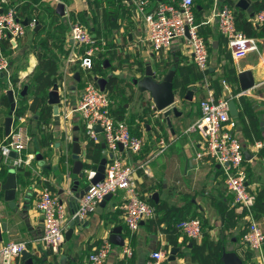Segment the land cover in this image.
I'll return each instance as SVG.
<instances>
[{
  "label": "crops",
  "instance_id": "0c3cea01",
  "mask_svg": "<svg viewBox=\"0 0 264 264\" xmlns=\"http://www.w3.org/2000/svg\"><path fill=\"white\" fill-rule=\"evenodd\" d=\"M16 1L18 2L15 4L10 0H2L0 8L6 10L16 7L19 18L28 22L35 19L33 14L20 16L21 8L27 3L42 11L49 7L56 12L59 3L65 6L64 16L56 12L61 18L60 25L62 23L64 27L62 31L58 29L60 26L56 28L57 34L64 39L63 51L53 48L59 61L60 81L56 84L61 97L59 114L63 110L71 111L79 106L84 93V89L79 86L84 84L85 88L87 77L78 62L84 49L74 45L70 37L71 25L76 21L82 23L93 36L90 35L97 39L100 51L95 62L101 71H93L94 76L107 81L105 93L110 103L112 99L113 117L117 121H126L131 132L144 141L139 155H131L120 149L125 162L135 169V180L141 197L150 205L153 201L155 204H167L169 207L181 209L180 213H173L171 224L184 218L197 217L201 220L208 238L205 240L202 237L201 240L191 243L186 242V237L178 233L179 246H172L171 241L176 239V235L167 233L169 224L162 222L163 217L158 214L155 218L142 222L139 232L130 235L123 209L124 192L121 191L110 197L104 205L99 204L93 213L82 220V224L71 227L73 203L70 200L74 197L75 183L79 184V191L89 186L88 171L97 173L100 164L89 159L88 141L102 144V159H108L109 155L104 137L99 142L87 137L81 113H74L69 120L71 134L68 132V135L72 140L66 138L62 121L59 124L55 121L53 106V119L49 125L38 123L39 114L28 112L21 116L16 115L21 94L25 88L28 91L29 79L39 64L35 51H41L38 43L46 33L45 31L37 36L42 30L41 26L37 32V27L32 29L33 35L29 38L25 34L14 43H2V51L10 62L12 80L13 77L17 79L14 85L22 89L20 96L16 98L17 102L15 101L12 127L18 124L19 118H23L30 137L29 146L22 154L27 163L20 167L30 169L32 174L30 177L19 178L17 169L20 167L13 166L11 161L6 162L0 154L1 165L8 168V174L11 171L16 174L18 183L14 208L9 207L4 202V194H0V225L3 224L2 220L7 225L0 249L11 241L21 242L26 244V252L31 255L33 264H89V256L104 239H110L114 229L119 228L124 245L130 244L133 248V257H124V246L117 247L111 243L114 250L106 264H146L155 251L165 253L168 264H224V253L236 252L242 256L244 264H257L256 256L242 242L248 226L245 212L234 206V194L227 188L220 165L209 157H198L205 151L204 139L200 133L190 132L189 129L200 118V104L210 92L216 99H226L229 103L233 101L237 117L230 113L228 130L241 142L244 156L248 153L244 161L248 188L256 195V204L259 200L264 204V37L254 38L257 40L259 53H252L240 62L233 61L227 40L219 31L217 20H211L217 10L215 0H195V17L201 23L199 34L207 41L209 50V68L202 71L194 62L186 38L174 40L169 50L159 53L153 51L148 42L149 27L144 16L137 11L134 0L133 4L125 0H104L99 4L96 0H72L68 4L63 0ZM240 1L219 0V5L229 7L235 14L238 9L254 26L256 16L262 12H255L254 7L261 0H249L254 16L237 6ZM148 2L146 11L150 13L161 0ZM44 22L49 24L48 15ZM56 29L52 31L55 33ZM51 38L52 43L55 36ZM148 67L160 77L175 71V81L184 84L185 92L176 96L175 107L179 113L171 114V126L162 113L154 111L155 104L151 94L139 91L135 84V81L146 77ZM245 72L251 73L254 81V86L246 92L241 90L239 80V75ZM2 76L6 85L3 94L7 97V76ZM111 79H117L119 86L109 91ZM96 85L98 86L97 81ZM218 88H221L220 92ZM191 89H196L192 100H185ZM9 105L11 107L10 101ZM10 107L0 101V128H3L4 138L7 137L5 121ZM161 140L166 143V147L159 154ZM33 142L38 144L41 154L30 152ZM75 142L82 149L80 160L84 163L83 178L73 173L75 161L72 150ZM17 158L19 156L13 154L10 160ZM8 174L0 175V180L4 182ZM44 189L55 194L65 207V235L70 229L73 230L71 239L66 241L65 238L60 253H54L42 241L44 219L36 205L39 193ZM155 195L157 201L154 199ZM232 210L237 217L229 214ZM254 215L256 218L255 207ZM257 221L264 230V214L260 213ZM174 248H178L179 252L176 260L170 262L169 257ZM20 261L21 264H27L28 260L22 256Z\"/></svg>",
  "mask_w": 264,
  "mask_h": 264
},
{
  "label": "built area",
  "instance_id": "2783aa9c",
  "mask_svg": "<svg viewBox=\"0 0 264 264\" xmlns=\"http://www.w3.org/2000/svg\"><path fill=\"white\" fill-rule=\"evenodd\" d=\"M134 2L137 11L144 16L149 27L148 42L155 53L169 50L176 39L186 38L197 67L202 71L209 68L208 45L199 34V25L193 10L195 0H161L150 13L146 11L148 0H134ZM214 4L217 10L211 20H217L219 31L227 40L233 61L240 62L252 53H259L257 40L237 29L234 11L227 6H220L219 0H215ZM255 25L259 27L264 25V11L256 16ZM37 26L36 19H32L25 26L18 16L16 7H9L0 14V73L7 76L8 91H13L15 101L22 89L14 85L10 62L2 51V43H14L26 34V28L35 29ZM70 37L74 45L84 49L78 62L87 77L79 106L71 111L63 110L60 114V120L67 134L66 138L72 140L68 135L71 129L69 120L74 113H81L87 137L95 142H99L100 138L104 137L106 152L112 155L111 159L108 157L105 177L101 182L93 185L91 181L95 178L96 172L88 171L90 188L80 199L73 219L78 217L85 220L107 197L121 191L124 192L125 222L130 235H135L139 232L142 222L155 218L156 211L141 197L135 180V169L125 162L120 145L129 154L139 155L144 141L131 132L126 121H117L113 117L108 95L96 85L93 69L95 58L100 51L97 39L93 38L86 26L78 21L71 25ZM223 84L226 85L225 82ZM200 110V118L189 129L190 132L200 133L204 139L205 151L198 157H209L222 168L227 188L234 194V206L245 212L248 221L242 242L256 256L257 264H264V230L254 215L256 195L248 188L241 142L228 130L231 121L230 103L226 99H216L210 92L201 102ZM24 122L23 118H19L18 124L12 127L10 135L0 139V154L6 162L11 161L15 167L27 163L22 158V154L29 146L30 137ZM97 127L101 132L96 131ZM160 146L159 154L164 152L166 143L161 140ZM13 154L19 158L10 160ZM36 207L44 219L42 235L44 245L54 253H60L65 244L63 203L50 190L44 189L39 193ZM177 229L191 241H199L203 237L202 222L198 218L181 221ZM26 250L25 243L14 241L7 243L0 249V264H21L20 259ZM113 250L111 242L104 239L98 249L89 256V264H106ZM133 254L132 246L124 245L122 255L130 259ZM166 259L165 253L155 251L146 264H168Z\"/></svg>",
  "mask_w": 264,
  "mask_h": 264
},
{
  "label": "trees",
  "instance_id": "16d2710c",
  "mask_svg": "<svg viewBox=\"0 0 264 264\" xmlns=\"http://www.w3.org/2000/svg\"><path fill=\"white\" fill-rule=\"evenodd\" d=\"M2 0H0L1 2ZM29 2L31 1H38V0H27ZM64 1V0H63ZM104 0H96V2L99 4ZM109 1V0H106ZM195 15L196 14V8H193ZM255 12H260L264 10V0H261L256 3L254 7ZM236 26L237 29L245 33L248 37L251 38H260L264 37V25L263 26H253L248 20L244 17V14L238 9H236ZM33 14L34 18L38 21V23L42 26V30L37 33V36H39L41 33H45L44 38L40 39L39 41V47L41 51L36 53V57L38 59V66L32 75V77L29 79L28 82V91L25 96H22L20 98L19 107L16 110V115L21 116L26 113H35L39 114L40 118L38 123L40 125H49L52 122L53 119V108L48 105V96L52 88L58 84L60 81V75L58 73L59 70V61L56 57V55L53 53V48L63 51V45H64V39H62L58 34V29L62 31L64 30V27L62 26V23L60 25V17L56 14L55 10L50 9L49 7L44 8V10H40L36 7H32L30 3H27L24 5L23 8H21L20 16H24L25 14ZM48 15L50 18L49 24H45L44 18ZM196 22L199 25V28L201 27V23H199L197 16ZM60 26V28H58ZM58 28V29H56ZM55 30V33L52 30ZM52 36H55V41L51 43ZM206 41V40H205ZM207 42V41H206ZM208 44V43H207ZM93 71L95 73L100 72L101 69L99 68V65H94ZM13 82L16 84L17 79L13 77ZM118 80L117 79H111L109 91H112L113 88L118 87ZM5 81L4 77L0 73V101L4 103L8 108L10 107L8 98L3 94V91L5 89ZM81 88L84 89V84H80ZM218 92H220L221 88L217 89ZM111 111H112V99L110 103ZM121 119L122 117H118ZM4 132L3 128H0V138H4ZM87 151H88V157L90 160L94 161L96 164H99L102 160L101 151L102 144H96L92 141H88L87 145ZM96 152L99 154L96 155ZM2 156L0 155V175L5 176L8 174L9 170L5 165H1ZM32 174V171L28 168L20 167L17 169V175L19 178L22 177H30ZM258 201V200H257ZM151 204L154 206L156 214L162 215V222L168 223V231L167 233L170 235L175 234V240L171 241L172 246H179L178 238L180 233L177 229V225L184 220H191L197 217H190V218H184L182 220L176 221V224H171L172 215L175 212H181L182 210L179 208H173L169 207L167 204H155L153 201H151ZM264 204L261 200L257 202L255 205V213L257 214L256 219L260 216V213L264 214ZM260 209V210H259ZM230 215H235L234 211H230ZM231 218V217H230ZM203 237H205V240L208 238L207 232L203 230ZM207 237V238H206ZM186 242L194 243V241L188 240L185 238Z\"/></svg>",
  "mask_w": 264,
  "mask_h": 264
},
{
  "label": "water",
  "instance_id": "95a60500",
  "mask_svg": "<svg viewBox=\"0 0 264 264\" xmlns=\"http://www.w3.org/2000/svg\"><path fill=\"white\" fill-rule=\"evenodd\" d=\"M129 2L130 4H133L132 0H125ZM239 8L247 11L251 16H254L253 14V8L250 6L249 0H241L238 5ZM65 6L63 3H59L56 12L60 14L61 16H64L65 14ZM4 12V9L0 8V14ZM23 24L25 26L28 25V21H23ZM41 25H38L35 31L37 32L40 30ZM176 72L171 71L167 75H164L163 77L158 76L153 72V70L148 67L146 72V77L141 81H135V84L137 85L139 91L141 92H148L151 94V98L155 104V112H159L163 114V117L166 119V122L169 126H171V120L170 116L171 114H178V108L175 107L176 103V96L178 93L183 94L185 92L184 84H179L178 81H175ZM160 81H159V80ZM97 81V84L102 92H105L107 81L105 79H98L95 78ZM239 80L241 84V90L246 92L248 89L254 86V81L252 74L249 72L241 73L239 75ZM182 81V80H181ZM27 92V88L23 91L21 94L24 96ZM196 92V89H191L187 92V95L185 96V100L191 101L193 98V94ZM7 97L11 103L10 107V113L5 121V135L8 137L11 133V128L13 124V116L14 112L16 110V103L13 97V91L10 90L7 93ZM61 103V97L59 94V86L55 85L52 89V91L49 93V99L48 104L50 106H53L54 108V116L55 121L57 124H59L60 121V114H59V104ZM171 108V109H170ZM230 113L232 116L237 117V109L235 103L232 101L230 102ZM97 132H101V129L99 127L96 128ZM120 149L123 150V146L120 145ZM73 160L75 161L74 167H73V173L80 178L84 177L83 168L84 163L80 160V157L82 155V149L78 142H75L73 144ZM248 153L245 154V156ZM112 158V155H109V159ZM108 163L107 158H103L99 164V167L97 169V173L94 179H92L91 183L93 185L98 184L101 182L105 177V171L106 166ZM89 186H87L85 189L79 191V184L76 182L75 187L73 188L74 197L71 198V202L73 203V214L76 212L79 204V200L84 196V194L89 190ZM17 189H18V183H17V177L14 172H10L5 179V181L0 180V194H4V202L8 203L9 207L14 208L15 207V200L17 195ZM112 196L107 197L103 202H101V205H104L106 201ZM154 199L157 201V195L154 196ZM2 223L0 225V242L3 241V232H7V225L5 223V220H2ZM75 224H82V220L80 218L73 219L71 223V227H74ZM73 234V230L70 229L66 235V241H69L71 239V236ZM110 242L117 246V247H123L124 241L123 237L121 235V229L117 228L112 231V234L110 236ZM245 248H248L245 246ZM179 252L178 248H174L171 251V255L169 257L170 262H174L176 260V255ZM24 259L28 260L27 264H33V261L31 260V255L27 253L26 251L22 254ZM224 264H244L243 258L240 256L239 252L236 253H224L222 258Z\"/></svg>",
  "mask_w": 264,
  "mask_h": 264
},
{
  "label": "rangeland",
  "instance_id": "374dc122",
  "mask_svg": "<svg viewBox=\"0 0 264 264\" xmlns=\"http://www.w3.org/2000/svg\"><path fill=\"white\" fill-rule=\"evenodd\" d=\"M11 1V3H17L18 1H16V0H10ZM72 0H64V2L65 3H70ZM90 32V31H89ZM91 34V33H90ZM33 35V30L32 29H30V28H26V37H31ZM92 35V34H91ZM93 36V35H92ZM69 134H71V129H70V131H69ZM38 144L37 143H35V142H33L32 144H31V150H30V152H36V155L39 153V154H41V151L39 150V148H38V146H37ZM49 155H50V153H49Z\"/></svg>",
  "mask_w": 264,
  "mask_h": 264
}]
</instances>
